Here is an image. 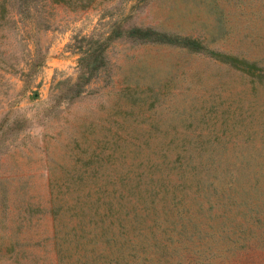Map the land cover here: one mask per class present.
<instances>
[{"label": "rangeland", "instance_id": "obj_1", "mask_svg": "<svg viewBox=\"0 0 264 264\" xmlns=\"http://www.w3.org/2000/svg\"><path fill=\"white\" fill-rule=\"evenodd\" d=\"M129 25L264 68V0H0V264H264V80Z\"/></svg>", "mask_w": 264, "mask_h": 264}, {"label": "trees", "instance_id": "obj_2", "mask_svg": "<svg viewBox=\"0 0 264 264\" xmlns=\"http://www.w3.org/2000/svg\"><path fill=\"white\" fill-rule=\"evenodd\" d=\"M60 2H69L70 0H54ZM111 36L122 34L128 38L134 40H142V41H157V42H168V43H176L179 45H184L193 50H200L203 53H206L214 58L222 60L224 62L229 63L231 66L238 68L241 71H244L248 74L255 75L256 78L260 80H264V68L258 66L253 61H248L243 57H239L237 55L222 53L218 51H214L205 47L201 42L195 38L189 36H183L173 33H166L164 31L156 30L149 26H136L129 25L124 28L113 27L110 30ZM86 54V55H85ZM82 57L83 60H88L87 62H82L85 64L86 70L88 73L94 72L98 66L103 63V55L101 49H90L86 52ZM228 175L232 176V171L228 170Z\"/></svg>", "mask_w": 264, "mask_h": 264}]
</instances>
